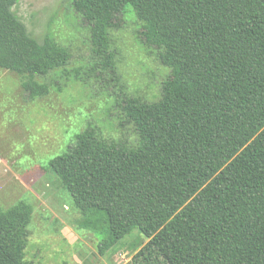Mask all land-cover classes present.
I'll list each match as a JSON object with an SVG mask.
<instances>
[{
	"label": "trees",
	"instance_id": "16d2710c",
	"mask_svg": "<svg viewBox=\"0 0 264 264\" xmlns=\"http://www.w3.org/2000/svg\"><path fill=\"white\" fill-rule=\"evenodd\" d=\"M18 1L0 0V70L35 99L62 90L72 54L52 36L33 37L12 10ZM70 2L111 80L109 31L131 11L169 69L154 101L117 83L134 147L88 124L49 160L80 213L77 226L100 236L101 255L138 230L146 242L130 264H264V0ZM55 71L64 81L48 80ZM32 210L23 201L0 207V264H30Z\"/></svg>",
	"mask_w": 264,
	"mask_h": 264
},
{
	"label": "rangeland",
	"instance_id": "374dc122",
	"mask_svg": "<svg viewBox=\"0 0 264 264\" xmlns=\"http://www.w3.org/2000/svg\"><path fill=\"white\" fill-rule=\"evenodd\" d=\"M12 10L33 37L52 36L72 56L62 90L52 84L47 95L35 99L22 91L15 73L0 70V207L18 201L31 204L25 248L30 264H130L132 254L146 242L142 233L134 229L113 249L99 254L100 236L77 226L79 211L59 177L46 166L88 124L106 140L124 139L134 147L137 136L123 118L118 84L128 96L154 101L169 69L144 43L132 11L120 14L118 25L109 31L117 53L115 82L98 64L87 24L70 0H19ZM63 76L55 71L48 80L64 81Z\"/></svg>",
	"mask_w": 264,
	"mask_h": 264
}]
</instances>
